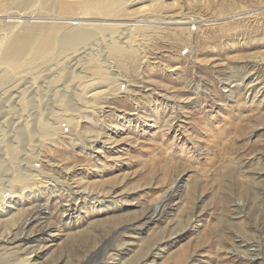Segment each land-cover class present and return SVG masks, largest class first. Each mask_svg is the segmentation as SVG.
<instances>
[{"label":"rangeland","instance_id":"rangeland-1","mask_svg":"<svg viewBox=\"0 0 264 264\" xmlns=\"http://www.w3.org/2000/svg\"><path fill=\"white\" fill-rule=\"evenodd\" d=\"M77 1L0 0V50L23 47L0 88L45 78L65 34L108 27L144 45L109 58L120 87H81L96 109L42 143L30 165L50 183L0 195V264H264V0H134L114 15L58 2Z\"/></svg>","mask_w":264,"mask_h":264},{"label":"bare ground","instance_id":"bare-ground-1","mask_svg":"<svg viewBox=\"0 0 264 264\" xmlns=\"http://www.w3.org/2000/svg\"><path fill=\"white\" fill-rule=\"evenodd\" d=\"M21 1L16 0L17 4H21ZM44 1L49 7L62 5L64 9H71L75 6L81 7L82 4V1L65 4L58 2L59 0ZM132 1L134 0H122L115 4L113 0H106L104 5L105 9L113 8L109 15H114L115 12L119 13L125 5L131 4ZM92 5L95 6L96 4L88 3L86 10L96 9V7L92 8ZM188 28L182 27V30ZM105 29L95 26L80 33L63 35L60 48L63 53L58 63L44 69L45 78L34 76V73L28 71L23 74L17 72L13 82L7 84L4 82V85L0 88V90H4V97L0 101V165H3L5 170L0 171V195L5 196L10 186L22 184V189H25L34 184L50 183L52 179L45 172L30 165V163L37 158L40 159L38 156L42 154L39 153L40 146L46 138L58 132H61V134L67 133L66 130H70V128L66 126L77 125L79 115H81L83 109H96L93 102L95 100H92L93 95L86 96L84 93H79L81 87L92 84L90 81L95 78H99L97 82H101L103 79L106 80L107 91H115L120 87L117 86L122 84L118 82L119 78L114 73L110 77L106 76L105 73L111 68L108 59L111 58L113 63L114 60L122 61L127 53L135 54L137 57L144 42L137 39L138 37L134 36L132 31L131 34L127 33L125 36L118 38L114 35L115 31H111L108 27ZM105 33L108 35L107 38L87 47L92 51H97L95 55L92 56L89 51L88 53L84 52L87 49L86 47L81 52L72 50V46L85 45L93 37L98 40ZM52 44L53 46L56 45L51 38L47 44L37 46L33 58L41 57L44 54L45 47ZM101 50L105 51V54L100 53ZM98 51L101 55L100 58L96 56ZM22 53L23 47L18 43H13L12 40L1 48L0 70L7 72L6 77L19 70V60ZM29 79L36 84L32 92L27 95L25 90H19V84L24 81L27 82ZM58 93L63 95V98L56 99ZM24 96L28 97V101L25 103L22 102ZM106 97L101 99L103 100ZM29 179L32 182H28ZM25 256H27L25 259L28 260L31 254ZM33 256L35 257L36 254Z\"/></svg>","mask_w":264,"mask_h":264}]
</instances>
